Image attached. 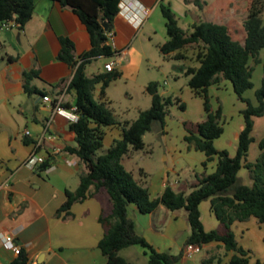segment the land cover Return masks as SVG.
Masks as SVG:
<instances>
[{
    "label": "crops",
    "instance_id": "obj_1",
    "mask_svg": "<svg viewBox=\"0 0 264 264\" xmlns=\"http://www.w3.org/2000/svg\"><path fill=\"white\" fill-rule=\"evenodd\" d=\"M124 2L125 6L120 9L112 28L116 42V48L113 49L115 59L105 63H114V67L119 65L122 72L138 70L147 58L134 45L138 40H151L158 22L166 24L161 5L169 6L176 14L179 25L183 21L188 26L189 33L195 24L213 22L226 25L231 37L245 44L247 34L244 21L251 0H231L229 8L221 7L214 11H208L206 3L203 8H199L187 0ZM144 9L150 10L147 17ZM134 17L143 20V23L138 26ZM63 38L73 42L76 59L91 50V36L85 25L70 9L63 8L54 0H36L34 16L22 32L16 27L4 30L0 24V236L13 235L15 244L28 257V264H109L99 248L105 235L100 217L103 212L110 213L112 210L108 194L101 190L93 196L88 195L72 206L70 214L60 211L66 202L67 192L77 191L80 174L86 170L85 165L67 150L77 145L75 133L70 130L71 121L65 115H54L55 102L45 103L43 99L50 96L56 101L61 97L64 109L70 111L76 107V94L69 90L75 70L58 59ZM260 59L264 61L261 55ZM105 65L103 69L107 72ZM33 70L39 73L32 81V87L38 93L29 95L24 89V73ZM256 73L257 69L254 77ZM260 77L262 81L263 72ZM191 92L194 94L192 89ZM210 95L212 100L216 97L218 102L223 101L222 106L225 95H228L236 106L238 125L234 130L231 129L228 144L215 142L218 150H227L235 156L240 134L245 127L241 111L246 105L238 99L232 83L227 80L212 86ZM247 98L256 103L251 96ZM27 131L30 132L29 136L26 135ZM258 132L260 135L256 136ZM226 134L228 131L225 128L223 136ZM48 135H54L56 139L49 140ZM253 137L255 142L248 156L250 163H255L261 155L259 142L264 138V117L255 119ZM121 138V127L107 128L103 153ZM192 151L197 152L194 149ZM33 153L46 159L49 164L46 170L42 167L32 170L26 165ZM192 156L188 167L193 171L195 179L172 182L163 177L161 184H149L144 180L146 173L143 172L144 177L140 179L148 188L151 198L161 196L167 186L176 192L189 193L197 183V174L215 172L216 161L208 163L207 168L201 171L199 164L203 165L207 157L201 152ZM239 176L243 185L253 186L246 169H242ZM200 209L206 231L221 228L211 211L210 201L203 202ZM128 212L136 224L137 233L158 252L182 254L179 264H194L192 259L184 257L191 232L188 214L181 216L180 213H170L163 206L152 214H143L134 204L128 207ZM177 224L182 225L177 227ZM252 230L257 232L255 238L264 242V226L257 219L251 218L247 222H236L233 225L239 245L251 252L252 262L264 261V257L253 256L252 249L256 244L249 235ZM218 246L221 247L213 243L203 249L210 251ZM119 255L128 263L136 264L135 260L147 253L133 246L121 251ZM17 257L12 246L5 244L0 237V264H12Z\"/></svg>",
    "mask_w": 264,
    "mask_h": 264
},
{
    "label": "trees",
    "instance_id": "obj_2",
    "mask_svg": "<svg viewBox=\"0 0 264 264\" xmlns=\"http://www.w3.org/2000/svg\"><path fill=\"white\" fill-rule=\"evenodd\" d=\"M63 8L70 9L79 17L91 36V50L78 59L74 56L75 46L68 38L61 39V51L58 59L75 70L69 90L76 94L77 121L70 123V130L75 133L76 147L68 152L75 155L85 165L86 170L80 174V186L76 192H67L66 202L61 212L70 214L72 206L104 190L112 203L110 213L103 212L100 223L105 235L99 248L108 259L109 264H130L119 254L133 246H141L149 255V264H179L182 254L158 252L136 230V224L130 218L128 207L136 205L141 213L152 214L161 206L169 211L186 210L191 228L187 245L203 249L218 243L229 256L228 264H264V261L252 262L251 252L239 245L233 225L247 222L251 218L264 226V139L260 142L262 154L257 162L248 161L251 145L255 142L253 131L255 119L264 117V61L260 59L264 50V0H251L248 16L244 21L246 41L242 45L235 41L226 25L213 22L195 24L190 33L180 27L176 14L169 6L161 5L166 21L168 40L160 46L166 59L194 62L186 76L190 77L189 87L195 96L203 100L205 119L193 128H186L185 141L191 149L204 153V169L208 163L217 162L212 174H197V183L189 193L176 192L167 186L163 194L151 198L150 192L133 172L123 165V159L133 151L145 148L144 137L158 123L164 131L169 109L178 106L185 111V104L180 99L164 97L159 93V84L151 82L146 87L152 98L151 107L140 112L132 122H121L105 100L106 90L114 80L121 77V72H101L89 77L87 66L99 58H112L115 53L107 45V31H112L113 23L119 14L121 0H54ZM203 8L202 0H187ZM36 0H0V24L14 22L19 31H24L35 12ZM107 23L108 30L104 28ZM197 49L196 55L186 54L188 48ZM263 65L261 86L255 91L254 103L245 94L255 88L253 81L256 66ZM39 75L36 70L24 73V89L29 95L37 94L32 81ZM230 81L238 99L246 108L241 111L245 127L241 132L238 150L232 156L227 150H218L215 140L225 132L223 125L224 109L220 104L217 109L212 104L210 88L223 81ZM102 85L101 99H97L96 89ZM121 127L122 138L114 141L104 153L106 128ZM49 167L47 162L43 170ZM242 169L249 171L253 186L243 185L239 173ZM210 201L211 211L219 221L221 228L206 231L202 222L201 205ZM24 252L12 264H28ZM223 258L212 255L202 264H222Z\"/></svg>",
    "mask_w": 264,
    "mask_h": 264
},
{
    "label": "rangeland",
    "instance_id": "obj_3",
    "mask_svg": "<svg viewBox=\"0 0 264 264\" xmlns=\"http://www.w3.org/2000/svg\"><path fill=\"white\" fill-rule=\"evenodd\" d=\"M202 1L208 5V11H214L221 7L225 9L229 8V4L231 3V0ZM180 26L185 32L189 33V28L183 21L180 22ZM155 28L156 33L152 35L151 40L148 38L145 42H143V40H138L134 45L137 51L147 57L143 60L138 70L135 69L133 71L122 72L119 65L115 66V70L121 72V77L111 82L106 90L105 100L109 103L110 108L118 119L130 121L136 120L140 112L146 111L151 107L152 98L146 91V87L151 82L159 84V93L162 96H171L174 99H180L185 104L186 110L182 111L176 105L171 107L166 118V127L164 131L158 123H155L153 130L144 137L145 148L140 151L131 150L123 159V165L127 170L133 172L135 177L139 180L144 177L142 174L145 172L146 179L144 180L149 184H161L163 177H166L172 182L176 180L186 181V179H195L193 171L189 170L188 163L193 157L192 155H195L197 152H193V149H191L185 141V137L188 135L186 128H193L197 123L202 122L205 119V112L203 100L200 97L194 96L191 92V88L189 87L190 77L186 76V72L190 65H198L189 61L166 59L160 51V46L169 39L166 25H164L163 22L162 24L158 22L155 24ZM15 31L14 29V32ZM196 53L197 49L194 47H190L186 51V54L193 58ZM261 56L264 57V52H262ZM114 59L115 57L94 60L87 66V74L89 76H94L104 72L103 67L105 63ZM135 65L134 63V66ZM256 69L257 73L253 79L256 87L245 94L251 96L253 100H255V91L261 86L262 81L260 76L263 72V67L259 65L256 66ZM101 89L102 85H98L96 89L97 99H101ZM222 102L223 101L218 102L216 97L212 100L215 109H217ZM233 104L229 96L225 95L223 103V108L225 110L223 125L228 131V134L215 140V142L219 141V144H228V137L230 138L231 136V129L234 130L238 125L239 116L235 114L236 106ZM259 135V132L256 133V136ZM106 144L108 145V142ZM102 153L103 150L99 152V155ZM166 158H168V160ZM199 167L201 171L204 170L202 164H199ZM246 171L249 173L247 169ZM172 212L173 211H170V213ZM175 212L178 214L180 213L181 216L188 214L184 209ZM256 233L255 230L249 233L251 241L256 244V247L252 249L253 256L254 258H257V256L263 258L264 242L255 238L254 235ZM137 247L146 252L141 246ZM206 255L207 257L212 255L222 257V264H228L230 258V255L226 257L224 249L218 246L213 247L210 251L201 249L192 261H194V264H202ZM135 263L149 264V255H141L137 261L135 260Z\"/></svg>",
    "mask_w": 264,
    "mask_h": 264
},
{
    "label": "built area",
    "instance_id": "obj_4",
    "mask_svg": "<svg viewBox=\"0 0 264 264\" xmlns=\"http://www.w3.org/2000/svg\"><path fill=\"white\" fill-rule=\"evenodd\" d=\"M125 6V2L124 0L120 1V5L119 8L123 9ZM150 14V10L148 9H144V15L147 17ZM133 20H135V22L138 23V26H140L143 23V20L138 19L137 17H134ZM15 27V23L14 22H9V23H5L2 24V29L4 30H10L11 28ZM107 45H109L112 50L116 48V42H115V33L113 31H107ZM115 69L114 67V63H108L105 65V70L107 72H112ZM44 102L45 103H54V108H53V114H60V115H65L69 121L74 122L77 121L79 116L77 114V108L74 107L72 108L70 111L66 110L63 108L62 106V98L58 97L56 101H54L50 96H45L44 98ZM50 125V123H49ZM26 135L29 136L30 132L27 131ZM48 139L49 140H55L56 137L54 135H48ZM46 162V159L43 156H39L36 153L31 154V156L29 157V159L26 162V165L28 167H30L32 170H38L39 168H41L44 163ZM2 238V241L5 244H9L12 246V250L14 252L15 255H20L21 248L15 244V239L13 237V235H1L0 236ZM201 250V248H199L198 246L195 245H187L185 247L184 250V257H186L187 259H193L197 253H199Z\"/></svg>",
    "mask_w": 264,
    "mask_h": 264
},
{
    "label": "water",
    "instance_id": "obj_5",
    "mask_svg": "<svg viewBox=\"0 0 264 264\" xmlns=\"http://www.w3.org/2000/svg\"><path fill=\"white\" fill-rule=\"evenodd\" d=\"M104 28H105L106 30H108V25H107V23H104Z\"/></svg>",
    "mask_w": 264,
    "mask_h": 264
}]
</instances>
